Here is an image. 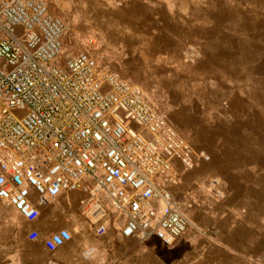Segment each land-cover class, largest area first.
<instances>
[{
  "label": "crops",
  "instance_id": "0c3cea01",
  "mask_svg": "<svg viewBox=\"0 0 264 264\" xmlns=\"http://www.w3.org/2000/svg\"><path fill=\"white\" fill-rule=\"evenodd\" d=\"M132 1L148 7L152 0ZM186 1L189 12L159 14L150 39L140 37L137 53L146 68L136 80L199 81L190 106H158L193 150L207 156L195 157L189 169L173 159L171 179L162 183L190 225L170 244L125 237L126 216L106 197L99 196L102 213L85 193L65 192L39 205L31 222L0 206V264H264V31L251 37L239 23L225 27L223 15L193 17ZM63 228L70 239L48 251L44 240Z\"/></svg>",
  "mask_w": 264,
  "mask_h": 264
},
{
  "label": "built area",
  "instance_id": "2783aa9c",
  "mask_svg": "<svg viewBox=\"0 0 264 264\" xmlns=\"http://www.w3.org/2000/svg\"><path fill=\"white\" fill-rule=\"evenodd\" d=\"M51 3L0 0V58L12 67H0V206L31 222L48 198L72 191L85 193L103 213L102 195L126 216L123 236L170 244L190 225L162 185L171 179V161L189 169L195 157L207 156L193 150L138 85L110 71L90 49L67 57L60 68L66 25ZM37 237L35 230L28 234ZM69 239L70 232L59 229L44 246L53 252Z\"/></svg>",
  "mask_w": 264,
  "mask_h": 264
},
{
  "label": "rangeland",
  "instance_id": "374dc122",
  "mask_svg": "<svg viewBox=\"0 0 264 264\" xmlns=\"http://www.w3.org/2000/svg\"><path fill=\"white\" fill-rule=\"evenodd\" d=\"M161 2L157 5L159 2L152 0L145 7L132 0H121L120 4L110 0H52L50 10L66 25L63 48L56 64L65 68L67 57L88 48L103 63L125 71L132 78L130 82L138 85L145 96L155 101L162 110L190 106L192 103L188 96L201 90L199 81L193 86L192 81L136 80L142 66L146 68L141 54L137 53L140 37L150 39L149 36L156 31L159 14L167 15L169 10V13L174 11L182 15L184 8L189 12L186 0ZM190 10L193 17L206 13L215 19V16L223 15L225 27L239 23L241 29H248L251 37L259 34L256 31H264V0H191ZM85 35H90L94 44H89ZM184 59L183 62H190ZM4 65L5 61L0 58V67ZM5 66L6 71L12 68ZM127 125L136 131L141 130L133 121H128Z\"/></svg>",
  "mask_w": 264,
  "mask_h": 264
}]
</instances>
